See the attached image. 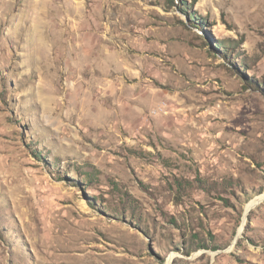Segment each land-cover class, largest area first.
<instances>
[{"label":"rangeland","instance_id":"obj_1","mask_svg":"<svg viewBox=\"0 0 264 264\" xmlns=\"http://www.w3.org/2000/svg\"><path fill=\"white\" fill-rule=\"evenodd\" d=\"M0 264H264V0H0Z\"/></svg>","mask_w":264,"mask_h":264},{"label":"water","instance_id":"obj_2","mask_svg":"<svg viewBox=\"0 0 264 264\" xmlns=\"http://www.w3.org/2000/svg\"><path fill=\"white\" fill-rule=\"evenodd\" d=\"M253 207H255V205ZM253 207H251V208H253ZM251 208L247 211V214H248V212H250Z\"/></svg>","mask_w":264,"mask_h":264},{"label":"bare ground","instance_id":"obj_3","mask_svg":"<svg viewBox=\"0 0 264 264\" xmlns=\"http://www.w3.org/2000/svg\"><path fill=\"white\" fill-rule=\"evenodd\" d=\"M41 1V0H40ZM39 3V2H38Z\"/></svg>","mask_w":264,"mask_h":264}]
</instances>
